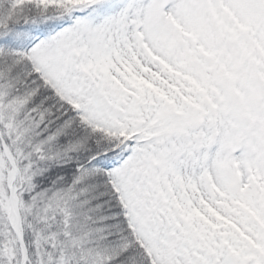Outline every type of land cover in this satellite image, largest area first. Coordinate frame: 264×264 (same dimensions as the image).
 <instances>
[{
	"label": "rangeland",
	"instance_id": "obj_1",
	"mask_svg": "<svg viewBox=\"0 0 264 264\" xmlns=\"http://www.w3.org/2000/svg\"><path fill=\"white\" fill-rule=\"evenodd\" d=\"M11 2L13 11L43 7L41 19L55 21L20 51L27 76L114 144L103 172L151 264H175L176 244L209 253L221 242L237 252L240 242L264 243V0ZM196 107L199 135L198 121L179 128ZM20 111L0 104V127L12 131ZM1 156L9 186L14 172ZM12 199L18 213L16 188ZM2 207L9 214L0 212V264H23L2 222H14L8 197ZM24 208L19 235L31 232L37 264H67L72 247L59 249L40 223L30 229L34 211Z\"/></svg>",
	"mask_w": 264,
	"mask_h": 264
},
{
	"label": "trees",
	"instance_id": "obj_2",
	"mask_svg": "<svg viewBox=\"0 0 264 264\" xmlns=\"http://www.w3.org/2000/svg\"><path fill=\"white\" fill-rule=\"evenodd\" d=\"M11 1L0 0V104L20 105L21 111L15 114L12 131L0 127V133L19 173L15 187L21 221L24 207H31L34 213L29 219L30 229L40 223L36 228L44 232L46 239L59 237V249L66 243L72 247L71 255L63 252L67 264H151L128 229L122 208L102 170L118 153L112 147L114 144L86 131L76 122L73 112H63L65 105L48 100V93L36 75L27 76L30 66L20 51L35 37L51 31L55 21L41 19L43 7L28 4L13 11ZM69 9H63L60 15L66 17ZM181 100L190 105L188 100ZM197 112H200L197 107L187 111L180 118L179 128L184 131L190 128H184V119L193 124L198 121L199 135L201 123L192 117ZM193 133L189 131L188 137ZM195 141L199 143L198 139ZM1 157L9 166L3 152ZM2 175L0 212L6 216L8 213L2 207V201L8 197L5 169ZM2 222L15 239L11 224L8 226L3 219ZM30 233L29 229L24 230L22 237L28 251L27 264H37ZM48 240L43 241L45 251L49 250ZM240 240L246 241L241 235ZM246 243L240 242L237 252L233 250L235 247L221 242L209 247V253L194 244H176L174 263L264 264V243L257 238ZM16 245L19 248L17 242Z\"/></svg>",
	"mask_w": 264,
	"mask_h": 264
},
{
	"label": "water",
	"instance_id": "obj_3",
	"mask_svg": "<svg viewBox=\"0 0 264 264\" xmlns=\"http://www.w3.org/2000/svg\"><path fill=\"white\" fill-rule=\"evenodd\" d=\"M13 177H17L16 176V171H15V169H14V176ZM13 185V184H12ZM10 201L12 202V189L10 190ZM16 236H17V238H18V241H19V243H20V245L21 246H23V242H22V240H21V238H19V235L16 233ZM24 248V247H23ZM23 252H24V263L26 262V260H27V253H26V250H25V248L23 249ZM23 263V264H24Z\"/></svg>",
	"mask_w": 264,
	"mask_h": 264
}]
</instances>
